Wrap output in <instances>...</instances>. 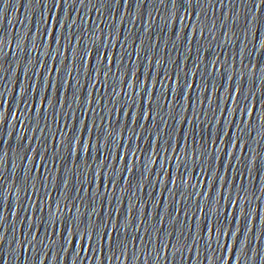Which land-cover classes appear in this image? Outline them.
I'll list each match as a JSON object with an SVG mask.
<instances>
[{
  "label": "snow or ice",
  "instance_id": "snow-or-ice-1",
  "mask_svg": "<svg viewBox=\"0 0 264 264\" xmlns=\"http://www.w3.org/2000/svg\"><path fill=\"white\" fill-rule=\"evenodd\" d=\"M235 206V202H233V204H232V207H234ZM219 219V218H218ZM221 228L223 227V225H221L220 226ZM213 231V230H212ZM224 235H227V233H224Z\"/></svg>",
  "mask_w": 264,
  "mask_h": 264
}]
</instances>
